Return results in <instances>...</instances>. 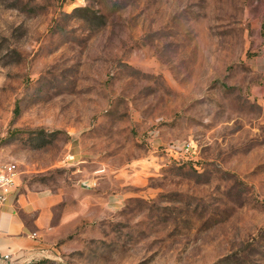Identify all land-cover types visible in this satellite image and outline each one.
I'll return each instance as SVG.
<instances>
[{
	"label": "rangeland",
	"instance_id": "1",
	"mask_svg": "<svg viewBox=\"0 0 264 264\" xmlns=\"http://www.w3.org/2000/svg\"><path fill=\"white\" fill-rule=\"evenodd\" d=\"M0 157L23 264H264V0H0Z\"/></svg>",
	"mask_w": 264,
	"mask_h": 264
},
{
	"label": "crops",
	"instance_id": "2",
	"mask_svg": "<svg viewBox=\"0 0 264 264\" xmlns=\"http://www.w3.org/2000/svg\"><path fill=\"white\" fill-rule=\"evenodd\" d=\"M18 172L17 188L0 209V264H23L39 256L43 240L54 229L56 211L65 201L62 191L28 187L19 166Z\"/></svg>",
	"mask_w": 264,
	"mask_h": 264
},
{
	"label": "built area",
	"instance_id": "3",
	"mask_svg": "<svg viewBox=\"0 0 264 264\" xmlns=\"http://www.w3.org/2000/svg\"><path fill=\"white\" fill-rule=\"evenodd\" d=\"M18 175L17 163L0 157V209L17 188ZM4 259H7V257H4Z\"/></svg>",
	"mask_w": 264,
	"mask_h": 264
}]
</instances>
